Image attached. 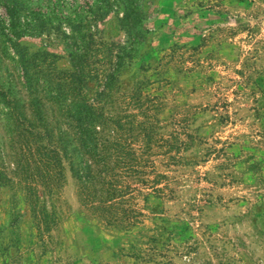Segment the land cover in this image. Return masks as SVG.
Returning a JSON list of instances; mask_svg holds the SVG:
<instances>
[{
  "label": "rangeland",
  "instance_id": "374dc122",
  "mask_svg": "<svg viewBox=\"0 0 264 264\" xmlns=\"http://www.w3.org/2000/svg\"><path fill=\"white\" fill-rule=\"evenodd\" d=\"M148 14L125 77L150 83L164 134L196 139L176 162L153 157L165 188L133 193L142 216L129 229L83 212L68 168L51 230L29 213L10 229L2 199L0 264H264V0H153ZM23 41L62 51L46 35Z\"/></svg>",
  "mask_w": 264,
  "mask_h": 264
},
{
  "label": "trees",
  "instance_id": "16d2710c",
  "mask_svg": "<svg viewBox=\"0 0 264 264\" xmlns=\"http://www.w3.org/2000/svg\"><path fill=\"white\" fill-rule=\"evenodd\" d=\"M152 3L0 0V201L10 229L27 213L38 230L57 224L66 168L80 208L104 227L140 222L139 188L162 195L166 176L153 157L176 162L196 136L164 134V104L146 92L150 83L125 77L151 37ZM43 35L61 53L23 41Z\"/></svg>",
  "mask_w": 264,
  "mask_h": 264
}]
</instances>
